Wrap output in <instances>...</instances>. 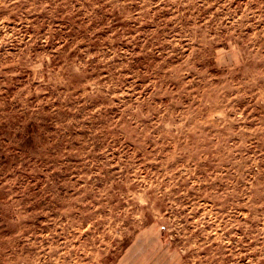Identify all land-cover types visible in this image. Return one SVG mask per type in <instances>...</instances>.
Returning <instances> with one entry per match:
<instances>
[{
    "label": "rangeland",
    "instance_id": "374dc122",
    "mask_svg": "<svg viewBox=\"0 0 264 264\" xmlns=\"http://www.w3.org/2000/svg\"><path fill=\"white\" fill-rule=\"evenodd\" d=\"M0 264H264V0H0Z\"/></svg>",
    "mask_w": 264,
    "mask_h": 264
}]
</instances>
